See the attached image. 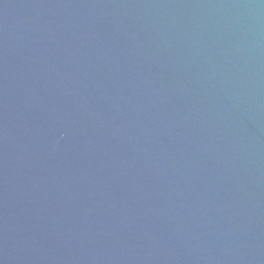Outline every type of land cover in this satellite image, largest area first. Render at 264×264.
I'll return each mask as SVG.
<instances>
[{"label":"water","instance_id":"water-1","mask_svg":"<svg viewBox=\"0 0 264 264\" xmlns=\"http://www.w3.org/2000/svg\"><path fill=\"white\" fill-rule=\"evenodd\" d=\"M0 264H264V0H0Z\"/></svg>","mask_w":264,"mask_h":264}]
</instances>
